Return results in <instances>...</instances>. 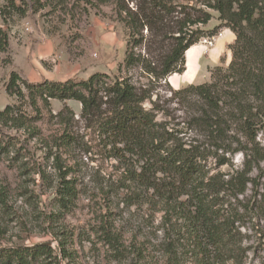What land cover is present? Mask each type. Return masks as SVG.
I'll return each mask as SVG.
<instances>
[{
	"label": "rangeland",
	"instance_id": "374dc122",
	"mask_svg": "<svg viewBox=\"0 0 264 264\" xmlns=\"http://www.w3.org/2000/svg\"><path fill=\"white\" fill-rule=\"evenodd\" d=\"M124 3L121 14L115 4L97 0H0V112H9L0 119V250L49 247L50 255L33 264H166L167 247L178 264L201 263L191 245V219L168 213L160 192L133 189L130 178L144 161L110 145L81 117L78 102L38 101L32 107L5 92L11 74L25 96L22 83L79 82L94 74L148 86L138 68L123 65L130 30L121 19L135 9ZM210 13L213 19L201 27L206 35L186 51L184 71L155 85L152 97L165 108L156 120L186 143L203 139L183 126L187 116L171 92L208 84L211 71L231 58V33ZM220 34L218 48L211 49ZM142 36L149 38L146 30ZM135 51L146 57L144 45ZM247 148L246 154L211 149L205 162V181L217 184L210 202L225 243L206 249L204 264H264V129ZM152 178L158 188L178 184L169 173ZM236 184L244 185L243 193ZM64 186L73 195L61 202ZM103 230L115 236L117 252Z\"/></svg>",
	"mask_w": 264,
	"mask_h": 264
},
{
	"label": "trees",
	"instance_id": "16d2710c",
	"mask_svg": "<svg viewBox=\"0 0 264 264\" xmlns=\"http://www.w3.org/2000/svg\"><path fill=\"white\" fill-rule=\"evenodd\" d=\"M97 1L115 4L121 14L126 10L125 0ZM128 1L135 9L130 7L121 19L130 30L123 65L138 68L148 86L137 87L131 78L106 82L103 79L106 76L94 74L79 82L22 83L25 96L18 84L19 78L11 74L5 92L19 100L27 99L32 107L38 101L44 104L49 100L78 102L81 117L110 145H121L123 151L144 161L140 172L130 178L133 189L139 190L142 186L145 190L160 192L166 210H170L168 213L181 212L182 217L191 219L195 227L190 230L191 245L197 250L195 257L201 256L204 264L206 249L224 248L225 243L220 237L224 229L217 224L210 202L217 184L213 179L205 181V162L211 149L214 153L241 151L246 154L257 132L264 129V0ZM210 11L217 14L220 27L234 36L229 47L231 58L226 66H217L211 71L208 84H189L171 92L172 99L182 106L187 116L183 126L187 125L203 139L186 143L173 137L172 130L163 121L156 120L165 108L152 97L155 85L167 76L184 71L185 52L206 35L201 27L213 19ZM143 30L147 31L148 39L143 38ZM141 45L145 47L146 57L135 51ZM146 102L151 105L149 109L144 107ZM7 109L0 112V119ZM241 139L245 145H241ZM157 173L172 174L177 186L155 187L158 179L153 180L151 176ZM235 187L239 194L244 192V185ZM164 190L167 192L163 193ZM72 195V188L64 186L60 201H68ZM181 198L184 200L180 201ZM103 235L117 252L115 236L104 230ZM49 251L44 245L2 249L0 263L33 264L40 256L50 255ZM165 254L166 264H178L174 250L167 247Z\"/></svg>",
	"mask_w": 264,
	"mask_h": 264
},
{
	"label": "bare ground",
	"instance_id": "6f19581e",
	"mask_svg": "<svg viewBox=\"0 0 264 264\" xmlns=\"http://www.w3.org/2000/svg\"><path fill=\"white\" fill-rule=\"evenodd\" d=\"M222 34H220L216 39H215V42L211 45V49L212 48H214L215 46H216V48H215V50L218 48V44H219V41L221 40V38H222Z\"/></svg>",
	"mask_w": 264,
	"mask_h": 264
},
{
	"label": "crops",
	"instance_id": "0c3cea01",
	"mask_svg": "<svg viewBox=\"0 0 264 264\" xmlns=\"http://www.w3.org/2000/svg\"><path fill=\"white\" fill-rule=\"evenodd\" d=\"M227 31H229V30H227ZM229 32H230V31H229ZM230 33H231V32H230ZM230 35H231V37L229 38L228 41H230V40L233 41V40H234V36H233L232 33H231ZM230 35L228 34V36H230ZM227 43H228V42H227ZM221 51H222V50H221ZM184 56H185L186 60L188 61V59H187V57H186V56H187V53H186V52H185V55H184ZM215 60H216V59H215ZM187 64H189V63L187 62ZM188 67H189V66H188ZM188 67H187V69H188ZM172 76L174 77V75H172ZM172 79H173V78H172ZM186 83H189V82H186ZM177 86H178V85H177ZM177 86H175V87H177Z\"/></svg>",
	"mask_w": 264,
	"mask_h": 264
},
{
	"label": "built area",
	"instance_id": "2783aa9c",
	"mask_svg": "<svg viewBox=\"0 0 264 264\" xmlns=\"http://www.w3.org/2000/svg\"><path fill=\"white\" fill-rule=\"evenodd\" d=\"M218 36H219V35H218ZM216 37H217V36H216ZM215 39H216V38H215ZM211 45H212V44H211ZM211 45H210V46H211Z\"/></svg>",
	"mask_w": 264,
	"mask_h": 264
}]
</instances>
